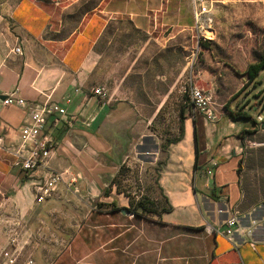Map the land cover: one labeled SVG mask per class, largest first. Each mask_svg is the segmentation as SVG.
Returning <instances> with one entry per match:
<instances>
[{
  "label": "crops",
  "instance_id": "1",
  "mask_svg": "<svg viewBox=\"0 0 264 264\" xmlns=\"http://www.w3.org/2000/svg\"><path fill=\"white\" fill-rule=\"evenodd\" d=\"M60 3L19 0L9 13L11 29L0 32V97L68 99L50 131L46 168L23 175L14 155L0 152V251L16 231L22 254L39 264H264V189L250 187L244 166L245 135L262 134V123L215 109L212 120L200 113L182 118L176 142L165 143L152 163L150 188L158 198L148 208L132 204L119 172L143 133L133 104L108 97L97 103L90 93L94 45L108 20L123 19L146 34L195 29L190 2L99 0L77 30L58 38L51 29L53 13L67 6ZM26 122L22 109L0 103L8 151L19 146ZM50 170H67L76 181L36 201L34 186ZM233 211L232 235L218 233Z\"/></svg>",
  "mask_w": 264,
  "mask_h": 264
},
{
  "label": "rangeland",
  "instance_id": "2",
  "mask_svg": "<svg viewBox=\"0 0 264 264\" xmlns=\"http://www.w3.org/2000/svg\"><path fill=\"white\" fill-rule=\"evenodd\" d=\"M18 1L0 0V32L11 29L9 13ZM58 1L59 6L67 5L53 13L56 21L51 31L58 38L77 30L84 14L99 2ZM203 6L212 18L208 31L192 28L146 34L128 21L110 19L94 45L96 86L104 88L110 101H130L142 125V136L134 138L119 170L122 188L132 191L133 205L137 200L148 208L157 203L150 188L152 163L166 140L179 135L181 119L192 115L189 107L181 111L189 103V85L210 90L211 109L244 112L259 125L264 123V69L253 80L245 73L247 64L264 55V0H204ZM260 138L264 132L245 135L244 166L251 188L264 186ZM64 225L60 221L63 229L59 230L66 235Z\"/></svg>",
  "mask_w": 264,
  "mask_h": 264
},
{
  "label": "built area",
  "instance_id": "3",
  "mask_svg": "<svg viewBox=\"0 0 264 264\" xmlns=\"http://www.w3.org/2000/svg\"><path fill=\"white\" fill-rule=\"evenodd\" d=\"M188 1L192 7L196 29L208 31L212 18L210 12L204 9V0ZM18 50V47L14 48L15 52ZM90 93L96 98L97 103H104L107 99L106 92L102 86L92 87ZM188 97L192 116L200 113L206 119L212 120L215 118L210 110L212 94L206 86L189 85ZM67 101L68 99L54 101L46 96L43 101L32 102L16 96L14 92L6 94L0 99L1 105H15L22 109L24 117H27V122L20 127V142L16 150L8 151L3 146V141L0 137V152L12 153L15 158L14 164L23 175L39 167L46 168L47 160L53 150V143L49 138L50 131L55 122L58 121L59 116L65 113L63 105ZM51 116L52 120L49 122ZM21 150L24 151L23 155H19ZM206 173L210 174L211 170H207ZM75 181L76 175L70 174L67 170L46 171L41 183L34 186V199L36 201L44 200L54 192L60 183L70 185ZM221 211V209L218 210V212ZM236 214L237 212L233 211L224 219L225 228L218 231V233L226 236L232 235L234 227L237 224ZM247 233L250 234L251 231L247 230ZM22 249L23 245L18 239L17 232L13 231L8 238L7 246L0 251V264H39L31 256H24Z\"/></svg>",
  "mask_w": 264,
  "mask_h": 264
},
{
  "label": "trees",
  "instance_id": "4",
  "mask_svg": "<svg viewBox=\"0 0 264 264\" xmlns=\"http://www.w3.org/2000/svg\"><path fill=\"white\" fill-rule=\"evenodd\" d=\"M262 69H264V55L260 59H258L257 61L247 64V66L245 68V73L249 79L253 80L260 73V71ZM189 105H190V103H185V105H182L181 111H183L184 108L189 107ZM228 112H229L230 116L233 118H242V119H249L250 118L249 115L244 113V112H240V113H234L232 111H228ZM179 130L181 131V125L179 127ZM244 132H250V131H244ZM176 140H177L176 138L167 139L165 143L166 144L174 143V142H176ZM262 142H264V138H262ZM262 151L264 152V147H262ZM236 171H239V169L237 168ZM262 189H264V186H262ZM262 197L264 200V191L262 192ZM127 210H130L131 212H135V209H127Z\"/></svg>",
  "mask_w": 264,
  "mask_h": 264
},
{
  "label": "water",
  "instance_id": "5",
  "mask_svg": "<svg viewBox=\"0 0 264 264\" xmlns=\"http://www.w3.org/2000/svg\"><path fill=\"white\" fill-rule=\"evenodd\" d=\"M0 98H3L2 96ZM262 126H264V123H262ZM121 212L125 213L128 212L126 209L121 210Z\"/></svg>",
  "mask_w": 264,
  "mask_h": 264
}]
</instances>
